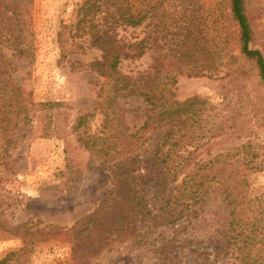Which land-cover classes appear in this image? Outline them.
<instances>
[{
	"label": "trees",
	"instance_id": "obj_1",
	"mask_svg": "<svg viewBox=\"0 0 264 264\" xmlns=\"http://www.w3.org/2000/svg\"><path fill=\"white\" fill-rule=\"evenodd\" d=\"M230 2L238 34L232 41L229 33L219 40L220 29L212 15L204 47L200 41L204 31L195 22L191 0H85L75 9L73 21L62 25L58 42L63 59L85 53L86 45L102 53L101 60L90 64L106 79L96 101L102 122L96 133L85 130L78 140L110 167L113 189L94 214L54 236H74L79 243L93 238L97 245L84 253L94 254L107 240L103 230L126 236L128 229L135 230L151 214L145 205L147 187L155 189L167 207L177 204L190 209L191 215L218 191L230 218L228 254L239 264H264V200L250 197L247 178L264 171V161H258V145L248 139L254 131L256 102L251 93H243L246 63L252 64L264 88V41L263 50L253 48L256 36L245 1ZM35 5L36 0H0V165L4 169L9 166L10 147L17 144L12 135L32 123L37 111L63 106L35 102L14 77L15 62H32L37 54ZM146 26L149 32L143 37L120 34ZM162 40L168 53L157 55L148 71L127 75L120 70L123 61L142 58L148 46L155 52L163 50ZM222 73L232 89L222 93L219 104L199 96L180 101L173 92L181 75L219 79ZM123 99L141 104L125 109L120 105ZM129 114L143 119L136 132L127 123ZM89 117L80 115L75 131L88 125ZM157 129L161 130L158 140L142 152L139 133ZM223 144L221 152H212ZM78 248L74 247L75 259L81 253ZM16 254L10 253L2 263Z\"/></svg>",
	"mask_w": 264,
	"mask_h": 264
},
{
	"label": "rangeland",
	"instance_id": "obj_2",
	"mask_svg": "<svg viewBox=\"0 0 264 264\" xmlns=\"http://www.w3.org/2000/svg\"><path fill=\"white\" fill-rule=\"evenodd\" d=\"M83 1L36 0V57L32 62H15L18 69L14 77L26 92L32 93L35 102H60L63 106L37 111L32 123L21 126L12 135L17 144L9 149V166L4 169L0 165V264L12 252L18 254L4 264H239L226 250L230 218L218 191L191 215L190 209L183 206L167 207L159 193L147 187L145 205L151 214L139 221L135 230V227L128 229L126 236L122 233L119 237L116 232L109 235L108 230H103L101 234L107 240L97 246L94 254L84 253L97 245L92 243L93 238L79 243L74 236L53 235L94 214L104 199L112 196L113 189L110 167L78 140L80 132L87 130L94 134L102 122L96 101L106 79L90 67L102 59V53L86 45L85 53L78 51L63 59L58 42L62 25L73 21L74 11ZM244 1L256 36L253 48L263 50L264 0ZM191 3L195 22L204 31L200 37L202 47L209 35L212 15L220 29L219 40L225 33H229L231 41L238 34L230 0H191ZM148 32L146 26L144 30L129 29L120 34L132 38ZM164 42H159L164 47L160 52L148 46L142 58L123 61L120 70L127 75L148 71L157 55L168 53ZM232 45L236 46V41ZM245 66L247 80L243 93H251L256 102L252 113L254 131L248 139L258 145V161H264V88L258 82L257 71L252 72V64ZM223 76L224 73L219 79L181 75L173 92L180 101L199 96L219 104L222 93L232 89ZM140 104L135 99L120 100L125 109ZM80 115H90L89 123L75 131ZM127 123L136 132L143 119L129 114ZM160 134L158 129L140 132V150H149ZM2 145L0 135V158ZM224 147L225 144L218 145L212 152H221ZM247 178L250 197L264 200V171L249 173ZM77 245L81 255L75 259Z\"/></svg>",
	"mask_w": 264,
	"mask_h": 264
}]
</instances>
